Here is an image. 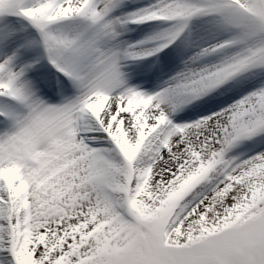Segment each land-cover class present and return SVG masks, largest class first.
<instances>
[{"label": "snow or ice", "instance_id": "6c2138e0", "mask_svg": "<svg viewBox=\"0 0 264 264\" xmlns=\"http://www.w3.org/2000/svg\"><path fill=\"white\" fill-rule=\"evenodd\" d=\"M0 264H264V0H0Z\"/></svg>", "mask_w": 264, "mask_h": 264}, {"label": "bare ground", "instance_id": "6f19581e", "mask_svg": "<svg viewBox=\"0 0 264 264\" xmlns=\"http://www.w3.org/2000/svg\"><path fill=\"white\" fill-rule=\"evenodd\" d=\"M144 30H146V29L144 28V29L140 32L141 35L143 34ZM167 51H168V50H167ZM167 51L165 50V52H167ZM142 63H143V62H139L138 64L133 63V64H132V67L129 65L130 68H128V70L133 68V70L130 71V73L132 74V79H131L130 83H132V84H136V83H134L133 81L135 80V82H136V81L138 80V82H140V83L143 82V83H145L146 86H148L151 82H150V80L148 79V76H146V74H145V75L143 74V73H144L143 70L150 68V65H149V63H148V65L146 66V64L144 65V64H142ZM134 65H135V66H134ZM137 66L140 67V69H138L137 71H134V69L136 70ZM150 69H156V70H155L154 79H153L154 82H155L156 79H162V77L164 76L165 71H166V69L163 68V67H161V65H159V64L157 65L156 68L152 67V68H150ZM158 70H159V72H158ZM141 78L144 79V80H142ZM154 82H153V83H154Z\"/></svg>", "mask_w": 264, "mask_h": 264}, {"label": "clouds", "instance_id": "9594fccd", "mask_svg": "<svg viewBox=\"0 0 264 264\" xmlns=\"http://www.w3.org/2000/svg\"><path fill=\"white\" fill-rule=\"evenodd\" d=\"M7 174H8L9 176H12V175L15 174V172H14V171H9Z\"/></svg>", "mask_w": 264, "mask_h": 264}, {"label": "rangeland", "instance_id": "374dc122", "mask_svg": "<svg viewBox=\"0 0 264 264\" xmlns=\"http://www.w3.org/2000/svg\"><path fill=\"white\" fill-rule=\"evenodd\" d=\"M136 38H137V37H136ZM164 78H166L165 74H164V76L162 77V79H164Z\"/></svg>", "mask_w": 264, "mask_h": 264}]
</instances>
